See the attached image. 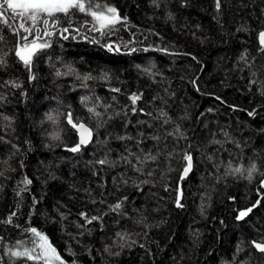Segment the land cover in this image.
I'll return each mask as SVG.
<instances>
[{
  "label": "trees",
  "instance_id": "trees-1",
  "mask_svg": "<svg viewBox=\"0 0 264 264\" xmlns=\"http://www.w3.org/2000/svg\"><path fill=\"white\" fill-rule=\"evenodd\" d=\"M91 3L119 21L59 14L30 67L0 23V264L32 228L65 264H264V0Z\"/></svg>",
  "mask_w": 264,
  "mask_h": 264
},
{
  "label": "snow or ice",
  "instance_id": "snow-or-ice-1",
  "mask_svg": "<svg viewBox=\"0 0 264 264\" xmlns=\"http://www.w3.org/2000/svg\"><path fill=\"white\" fill-rule=\"evenodd\" d=\"M87 3V8H86ZM221 4L220 0H216V8L219 10ZM93 7L99 8V5L93 6L91 0H0V23L7 25L13 29V34L19 37L17 41L18 47L15 50V55L25 64V66L31 65L32 57L38 50L49 47V43L44 37L54 35L52 31H49V27L57 28L60 24V15L67 17L69 24L63 27L61 30V35L63 33H69L71 31H79L78 28H72L70 20L72 10H77L80 13L90 15L93 21L98 22L99 26L95 24L91 30L100 31L103 34V29L109 27L110 25L119 21V16L117 10L112 7H107L106 12L112 15H106L104 11L92 10ZM11 10V16L8 17L6 13ZM259 42L261 45V50L264 51V31L259 34ZM63 38H67L64 36ZM109 49H112V45H108ZM3 60H0V64H3ZM89 77H85L88 79ZM133 104L139 99L138 96L133 95L131 97ZM94 115H99L94 112L93 108L88 109ZM253 113H249L252 115ZM67 122L79 133V142L72 148L68 149L71 152H78L82 145L88 144L93 135L92 129L87 127L84 123L79 121H74L71 113L67 114ZM49 120H54L52 116L48 117ZM54 139H59V135H55ZM186 166L183 171V175H187L192 167V156L185 155ZM107 161L100 160L99 164H105ZM235 173H242V169L237 167L233 169ZM256 171V166L252 165L250 169L247 170L248 178L251 179L252 173ZM183 178V177H181ZM30 184V180L24 181ZM120 204L114 206L115 209L120 208ZM176 206L183 207L180 203L179 196L176 200ZM255 206V205H254ZM253 206V207H254ZM252 208L249 207L244 210H240L236 217L237 220L244 219L250 212ZM98 219V217H91L88 222L91 223L93 220ZM35 239L30 242V247H23V250L10 249L9 255L12 257H22L28 261H32L33 264H65V261L61 258L57 249L49 242L48 237L43 235L37 229L32 228ZM255 247L264 252V243H255Z\"/></svg>",
  "mask_w": 264,
  "mask_h": 264
},
{
  "label": "water",
  "instance_id": "water-1",
  "mask_svg": "<svg viewBox=\"0 0 264 264\" xmlns=\"http://www.w3.org/2000/svg\"><path fill=\"white\" fill-rule=\"evenodd\" d=\"M258 39H259V37H258ZM260 43V42H259ZM82 123H84V122H82ZM87 127H89L90 129H91V127L89 126V125H87L86 123H84ZM74 129V128H73ZM74 131L76 132V135H77V143L79 142V133L77 132V130L76 129H74ZM92 139H93V135H92ZM92 139H91V141H92ZM91 141L88 143V144H86V145H82V146H88L90 143H91ZM76 143V144H77ZM75 144V145H76ZM74 145V146H75ZM73 146V147H74ZM72 148V147H71ZM184 171V170H183ZM192 171V167H191V169H190V171L188 172V174L185 176V175H183V172H182V175H181V177H183V178H186L188 175H189V173ZM182 178V179H183ZM181 197V191H179V198ZM255 243H258V242H255ZM255 243H254V245H255Z\"/></svg>",
  "mask_w": 264,
  "mask_h": 264
},
{
  "label": "rangeland",
  "instance_id": "rangeland-1",
  "mask_svg": "<svg viewBox=\"0 0 264 264\" xmlns=\"http://www.w3.org/2000/svg\"><path fill=\"white\" fill-rule=\"evenodd\" d=\"M113 48V47H112ZM116 49L115 47L113 48V50Z\"/></svg>",
  "mask_w": 264,
  "mask_h": 264
}]
</instances>
